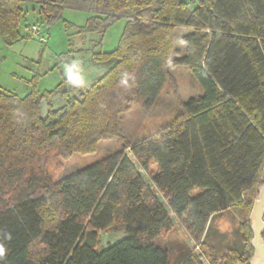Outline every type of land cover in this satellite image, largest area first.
Listing matches in <instances>:
<instances>
[{
    "label": "trees",
    "instance_id": "1",
    "mask_svg": "<svg viewBox=\"0 0 264 264\" xmlns=\"http://www.w3.org/2000/svg\"><path fill=\"white\" fill-rule=\"evenodd\" d=\"M24 1L38 6L47 27L73 7L0 0L7 44L21 37ZM80 8L92 15L77 32L98 34L94 46L126 18L115 49L91 51L94 64L110 63L104 73L86 85L75 66L51 90L33 86L21 97L0 89V264H171L154 243L172 227L169 212L200 241L211 215L227 208L243 243L219 264L246 262L248 217L264 183V0H87ZM179 26L189 30L174 57ZM175 66L188 67L202 94L183 102L169 125L125 146L152 184L123 151L51 181L49 158L91 154L116 138L121 113L135 101L152 104ZM91 230L126 235L96 249L85 241ZM176 264L203 263L185 253Z\"/></svg>",
    "mask_w": 264,
    "mask_h": 264
},
{
    "label": "rangeland",
    "instance_id": "2",
    "mask_svg": "<svg viewBox=\"0 0 264 264\" xmlns=\"http://www.w3.org/2000/svg\"><path fill=\"white\" fill-rule=\"evenodd\" d=\"M62 1L73 7H63L59 19L48 27L42 22L38 6L34 2L24 1L20 4L23 10L19 25L21 37L7 44L0 36V89L21 97L29 93L33 86L38 92L51 90L63 78L69 76L75 66L85 84L89 85L109 67L110 63L94 64L91 60V51L115 49L126 24V18H120L112 23L105 31L101 45L94 46L95 40L100 38L98 34L77 32L92 15L89 10L80 8L87 0ZM32 25L39 26L41 34L46 38L45 42L30 35L29 28ZM188 30L185 26L177 28L174 57L184 53L185 46L181 38ZM169 71V79L152 104L145 106L142 100L135 101L130 109L121 113L120 129L116 138L100 140L96 151L91 154H73L66 159L56 156L49 158L46 169L51 181L58 182L123 151L135 164L144 180L152 184L137 157L125 146L154 134L162 126L169 125L183 102L202 94L199 83L188 67H170ZM53 103L54 106L60 104L58 96L53 99ZM169 213L172 227L167 233L156 238L154 243L168 252L171 264L178 263L185 253L197 255L203 264H211L212 259L219 264L223 255L237 249L243 243L242 234L238 230L239 220L230 208L211 215L207 235L200 241L192 238L174 213ZM125 235L121 230L100 231L95 239V248L108 247Z\"/></svg>",
    "mask_w": 264,
    "mask_h": 264
},
{
    "label": "water",
    "instance_id": "3",
    "mask_svg": "<svg viewBox=\"0 0 264 264\" xmlns=\"http://www.w3.org/2000/svg\"><path fill=\"white\" fill-rule=\"evenodd\" d=\"M47 112V102L46 100H42L40 104V113L43 118L47 116ZM256 191L257 195L248 217V225L252 234L248 243L252 248V253L246 262H236L234 264H264V183L259 184ZM97 235V230L87 232L85 239L86 243L93 246Z\"/></svg>",
    "mask_w": 264,
    "mask_h": 264
},
{
    "label": "built area",
    "instance_id": "4",
    "mask_svg": "<svg viewBox=\"0 0 264 264\" xmlns=\"http://www.w3.org/2000/svg\"><path fill=\"white\" fill-rule=\"evenodd\" d=\"M29 31H30V35H31V36L40 39L41 42H45L46 38H45L44 35L41 34V30H40V28H39L38 25H32V26L29 28ZM196 247H198V246H196Z\"/></svg>",
    "mask_w": 264,
    "mask_h": 264
},
{
    "label": "clouds",
    "instance_id": "5",
    "mask_svg": "<svg viewBox=\"0 0 264 264\" xmlns=\"http://www.w3.org/2000/svg\"><path fill=\"white\" fill-rule=\"evenodd\" d=\"M2 253H3V249H2V248H0V255H2Z\"/></svg>",
    "mask_w": 264,
    "mask_h": 264
}]
</instances>
